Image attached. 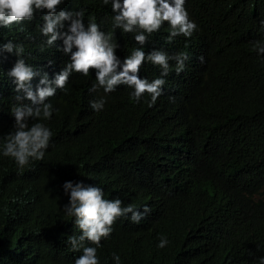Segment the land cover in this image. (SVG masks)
Segmentation results:
<instances>
[{
	"label": "trees",
	"instance_id": "16d2710c",
	"mask_svg": "<svg viewBox=\"0 0 264 264\" xmlns=\"http://www.w3.org/2000/svg\"><path fill=\"white\" fill-rule=\"evenodd\" d=\"M187 1L198 31L168 43L165 27L161 48L169 55L188 54L191 43H201L207 69L193 84L167 89L153 105L148 96L138 104L107 102L101 112H74L72 120L52 127L64 141L31 167L21 169L3 156L5 140L0 143V264H74L82 254L68 243L80 232L63 211L69 203L66 181L99 186L106 199L140 209L141 194L168 174L181 182L171 218L157 223L149 214L136 224L143 238L119 240L120 264H260L264 56L253 51L252 42L264 40V0ZM61 7L85 8V16L94 8L104 21L114 14L96 0H66ZM39 23L37 16L0 28V43H22L21 29ZM44 42L41 35L35 47ZM12 55L0 53V79L11 70ZM147 66L144 72L151 73ZM185 176L207 185L206 207L193 200ZM160 236L169 240L163 249L157 246ZM109 250L101 251V262Z\"/></svg>",
	"mask_w": 264,
	"mask_h": 264
},
{
	"label": "clouds",
	"instance_id": "9594fccd",
	"mask_svg": "<svg viewBox=\"0 0 264 264\" xmlns=\"http://www.w3.org/2000/svg\"><path fill=\"white\" fill-rule=\"evenodd\" d=\"M97 1L110 5L114 14L109 21L94 8L85 16V8L61 7L66 0H0V28L40 17L38 28L21 29L22 43H0V53L14 57L6 79H0V143L5 140L3 156L21 169L43 162L45 152L64 141L55 137L52 127L70 116L72 120L74 112H101L107 102L138 104L148 96L153 105L167 89L185 88L207 69L199 42L190 44L188 54L169 55L161 48L165 27L168 43L198 31L187 0ZM260 25L264 30V19ZM41 35L45 42L35 47ZM252 44L253 51L264 56V40ZM170 62H175L171 70ZM145 65L151 73L144 72ZM183 179L193 187V200L206 207L207 185L196 176ZM180 184L172 174L159 177L141 194L138 209L119 198L106 199L99 186L66 181L69 203L63 211L80 232L68 237L71 250L82 253L74 264H110L111 259L120 264L119 240H141L136 224L149 214L157 223L170 219ZM158 239L161 249L169 244L167 236ZM106 246L109 254L101 262Z\"/></svg>",
	"mask_w": 264,
	"mask_h": 264
}]
</instances>
